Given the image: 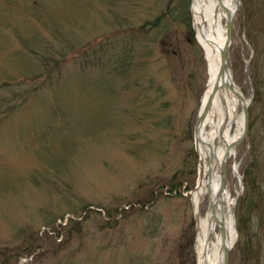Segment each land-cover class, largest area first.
<instances>
[{
  "label": "rangeland",
  "instance_id": "rangeland-1",
  "mask_svg": "<svg viewBox=\"0 0 264 264\" xmlns=\"http://www.w3.org/2000/svg\"><path fill=\"white\" fill-rule=\"evenodd\" d=\"M237 1L229 69L253 121L226 165L228 264H264V0ZM166 2L0 0V264H196L206 71L190 8L151 34ZM126 39L133 59L114 62Z\"/></svg>",
  "mask_w": 264,
  "mask_h": 264
},
{
  "label": "bare ground",
  "instance_id": "bare-ground-1",
  "mask_svg": "<svg viewBox=\"0 0 264 264\" xmlns=\"http://www.w3.org/2000/svg\"><path fill=\"white\" fill-rule=\"evenodd\" d=\"M237 5V0H190L194 38L201 49L207 75L200 98V109L204 114L195 139L198 175L193 188L188 191L195 221L196 264H221L223 224L225 241L230 248L237 239L234 201L230 199L227 183L221 190V163L235 157L233 145L243 131L240 101L236 96V92L241 91L231 73L227 76V84H221L214 92L211 90L227 30L226 18L228 14L235 17ZM232 170L237 172L235 162Z\"/></svg>",
  "mask_w": 264,
  "mask_h": 264
},
{
  "label": "trees",
  "instance_id": "trees-1",
  "mask_svg": "<svg viewBox=\"0 0 264 264\" xmlns=\"http://www.w3.org/2000/svg\"><path fill=\"white\" fill-rule=\"evenodd\" d=\"M177 6H178V10H177ZM182 10H185V12L183 13ZM184 15L186 16V23H187V25H189V0H167L166 5L164 7V10L161 11L158 15L154 16V18L151 20V34L156 36V35L160 34L159 32H161V29L162 30H165V29L169 30V28H167V27L170 24H173L174 22L181 24L182 23V17ZM169 22H172V23H169ZM190 35H191V39H193L192 32H190ZM114 47L112 48V49L116 50L114 53L119 51L118 55L116 57H114V62L115 61L118 62L117 59L120 56H122L123 54H125V56H123V58L128 59V61H131L133 59L132 56L129 54V52H131V53L133 52V48H134L133 40L126 39L123 41L121 46H117L116 48H114ZM110 51L107 52L108 55L110 54ZM114 53L112 52L111 54L113 55ZM78 56H80V54L77 55V57ZM81 56L83 57V60L88 61V59H87L88 55L87 54L83 53V54H81ZM113 66H114L115 71L118 74L121 73L122 68H123L121 65H117V64L113 63ZM257 91L260 94L259 90H257ZM257 91L255 90L256 96H257ZM252 121H253V111L249 107V124L252 123ZM249 129H250V125H249ZM249 182L250 183L254 182L253 177L250 178L247 176V181L245 183H249ZM173 185H175V184H172L171 187H173ZM159 191H162V190L160 189ZM150 197L154 198L153 191L151 192ZM128 203H131V202H128ZM86 207H87V205L85 206V208ZM109 213H110V211H107V216L110 215ZM40 239H41V237L40 238L35 237V238L31 239L29 244L25 246V248H24L25 251H23V255L30 254L38 245V244H34V243L36 242V240H40ZM14 254L17 255L20 253H14ZM12 257H13V255L6 257V261L10 262Z\"/></svg>",
  "mask_w": 264,
  "mask_h": 264
},
{
  "label": "water",
  "instance_id": "water-1",
  "mask_svg": "<svg viewBox=\"0 0 264 264\" xmlns=\"http://www.w3.org/2000/svg\"><path fill=\"white\" fill-rule=\"evenodd\" d=\"M228 14V12H227ZM235 17H231L229 14L227 15L226 18V25H227V30L225 33V38L223 40V43L221 45L220 48V53H219V61H218V66H217V70L215 75L212 78L213 84H212V91H216L218 89V87L221 84H227V76L229 75V69H228V49H229V45L231 43V34H232V29H233V22H234ZM236 96L238 97V99L241 102L242 105V116H243V122H244V129L243 132L240 136V138L234 143V147H237V145L242 141V139L245 137L246 133H247V123H248V111H247V103L244 100L243 96L239 93L236 92ZM203 111H200L198 114V117L195 121L194 124V136L196 138L198 132H199V128H200V124L203 118ZM225 159L222 161L221 163V172H222V183H221V190H223L225 188V184H226V177H225ZM223 214H221V222H223ZM221 233H222V241H221V245H222V260H221V264H227L228 263V259H229V245L227 244V242L225 241V228H224V224L221 227Z\"/></svg>",
  "mask_w": 264,
  "mask_h": 264
}]
</instances>
